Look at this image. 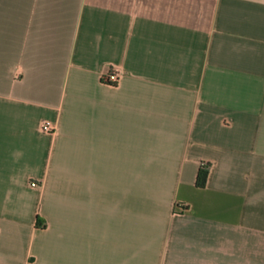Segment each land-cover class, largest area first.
I'll return each instance as SVG.
<instances>
[{"label":"crops","instance_id":"1","mask_svg":"<svg viewBox=\"0 0 264 264\" xmlns=\"http://www.w3.org/2000/svg\"><path fill=\"white\" fill-rule=\"evenodd\" d=\"M0 264H264V0H0Z\"/></svg>","mask_w":264,"mask_h":264},{"label":"trees","instance_id":"2","mask_svg":"<svg viewBox=\"0 0 264 264\" xmlns=\"http://www.w3.org/2000/svg\"><path fill=\"white\" fill-rule=\"evenodd\" d=\"M211 162L203 161L199 167L196 184L200 187H204L207 184L208 176L210 172ZM46 224L45 221L39 220L38 225L44 226Z\"/></svg>","mask_w":264,"mask_h":264},{"label":"built area","instance_id":"3","mask_svg":"<svg viewBox=\"0 0 264 264\" xmlns=\"http://www.w3.org/2000/svg\"><path fill=\"white\" fill-rule=\"evenodd\" d=\"M121 76V69L119 66H116V65H113L109 68V70L106 72V74H104V79L108 82H112V83H116L118 82L119 78ZM44 128L46 130H52L53 129V126L50 124V123H46L44 125ZM35 184V182H33ZM178 208L179 207H182L181 204H178L177 206Z\"/></svg>","mask_w":264,"mask_h":264}]
</instances>
